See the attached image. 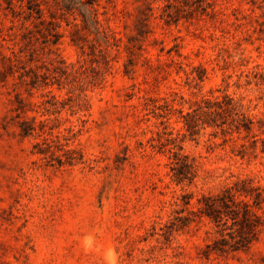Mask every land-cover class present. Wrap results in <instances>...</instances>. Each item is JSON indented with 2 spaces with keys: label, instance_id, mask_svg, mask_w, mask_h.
I'll return each mask as SVG.
<instances>
[{
  "label": "rangeland",
  "instance_id": "obj_1",
  "mask_svg": "<svg viewBox=\"0 0 264 264\" xmlns=\"http://www.w3.org/2000/svg\"><path fill=\"white\" fill-rule=\"evenodd\" d=\"M95 1L117 47L74 32L80 18L52 3L41 8L57 35L24 21L31 33L11 70L0 37V264H264V228L246 249L219 253L207 248L217 228L188 215L201 194L237 179L264 191L261 144L237 151L264 137V87L251 75L264 71V0H208L214 14L176 25L160 19L162 0ZM7 6L0 0V34L16 41ZM223 95L250 131L213 134L199 115L189 136L182 116ZM170 151L192 162L191 183L171 180ZM174 209L190 221L173 226Z\"/></svg>",
  "mask_w": 264,
  "mask_h": 264
},
{
  "label": "trees",
  "instance_id": "obj_2",
  "mask_svg": "<svg viewBox=\"0 0 264 264\" xmlns=\"http://www.w3.org/2000/svg\"><path fill=\"white\" fill-rule=\"evenodd\" d=\"M7 3L5 8L11 16V26L8 30H12L13 21H17L22 33L20 38L15 41L14 33L0 34L3 41L11 42L8 47L11 56L5 59L9 62L11 70L18 64H21L24 47L20 43L27 41V34L31 33L29 26L24 25V21H31L33 26H49L46 28L47 33L56 36V31L52 33L54 27L58 24L53 21L54 15L49 13L50 20H46L42 13L41 5L52 3L55 11L61 16L65 14L72 16L73 20L80 18L81 23H73L74 32L78 28L92 29L93 32L101 38L106 46H115L121 42V38L117 37V33L109 28L99 19V6L95 0H4ZM18 2L13 4V2ZM163 5L159 7L161 14L160 19L166 25L177 24L181 19L188 20L190 18H199L201 16H210L214 14L212 4L208 0H162ZM103 8V7H102ZM37 21V22H34ZM41 31V29H39ZM1 33V30H0ZM5 37L7 39H5ZM33 50H29L31 54ZM100 55L102 51H97ZM52 68L61 70V75H66V68H59L54 63H50ZM105 64H107L105 62ZM181 67V66H179ZM23 69V68H22ZM26 72V71H25ZM187 80H195L193 69L189 71L183 70ZM251 75L258 78L264 87V71H252ZM39 75L34 73V78ZM197 79H200L198 77ZM33 83V82H32ZM33 85V84H31ZM81 87V84H78ZM33 87V86H32ZM264 95V93H263ZM197 108L191 112L185 113L182 117L185 121L184 127L188 135H194L198 117L201 115L204 119L205 127L212 128L213 134L219 131L225 135L233 131L239 132L243 129L246 132L250 131L252 124L251 119L246 115L239 113L232 99L227 95H223L221 99L201 98L196 102ZM202 104V105H200ZM199 112V113H198ZM227 117L230 119L227 122ZM42 123V122H41ZM29 129H22L23 134H29ZM176 137H170L168 141L175 142ZM257 143L261 144L260 152L264 153V137L256 138L255 136L248 142V145L240 144L237 147L238 154L244 157L246 150L250 149V154H254L257 149ZM180 149V148H179ZM170 178L176 184L187 181L191 183L195 177L194 166L186 155L177 151H170ZM191 194L181 196V205H189ZM178 205L177 202H173ZM175 215L172 217L173 226H183L190 221L189 216H179V211H172ZM190 216H203L209 220L217 228V237L207 248L214 252L227 253L244 250L256 238V235L264 228V191L259 187L254 186L250 179H237L230 184L222 186L216 193L201 194L197 198V207L195 211H188ZM171 223V222H170ZM227 236V237H226Z\"/></svg>",
  "mask_w": 264,
  "mask_h": 264
}]
</instances>
